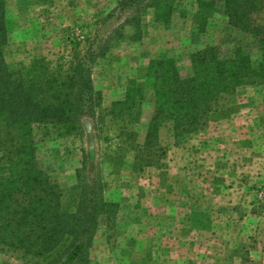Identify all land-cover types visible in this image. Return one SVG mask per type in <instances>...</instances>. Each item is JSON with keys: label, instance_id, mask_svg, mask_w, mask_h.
Instances as JSON below:
<instances>
[{"label": "rangeland", "instance_id": "obj_1", "mask_svg": "<svg viewBox=\"0 0 264 264\" xmlns=\"http://www.w3.org/2000/svg\"><path fill=\"white\" fill-rule=\"evenodd\" d=\"M118 1L7 0L5 58L12 70L40 57L55 64L74 43L84 53L115 30L123 35L92 68L100 104L83 120V134L37 142L38 160L61 188L74 186L85 162L88 181L118 205L113 228L100 226L95 234L89 264H264V86L237 89L205 130L185 142L175 143L170 124L161 127L158 166L135 171L134 149L125 148L142 143L154 114L149 61L175 59L184 73L192 52L216 46L226 54L246 34L227 24L220 4L198 32L193 2H183L168 26L154 23L148 9L142 40L133 42L129 11ZM253 1L250 19L264 25V0ZM250 55L256 65V49ZM129 80L143 87L145 98L139 124L124 132L108 112ZM0 264L21 262L0 253Z\"/></svg>", "mask_w": 264, "mask_h": 264}, {"label": "trees", "instance_id": "obj_2", "mask_svg": "<svg viewBox=\"0 0 264 264\" xmlns=\"http://www.w3.org/2000/svg\"><path fill=\"white\" fill-rule=\"evenodd\" d=\"M183 2H193L198 32H204L220 4L227 24L246 34L247 41L235 40L226 54L216 46L192 52L184 73L175 59L149 61L146 76L151 80L154 114L142 143L125 147L134 149L135 171L158 166L155 152L164 155L158 143L161 127L170 124L175 143L185 142L205 130L210 115L237 89L264 86V25L250 19L257 8L253 0H119L118 6L129 11L125 21L132 29L129 40H142L148 9L154 23L168 26ZM6 10L7 0H0V253L21 264H89L95 234L100 226L113 228L118 205L105 201L88 181L85 162L75 172L74 186L61 188L38 160L37 142L50 135L83 134V120L100 104L92 68L109 52L112 40L123 35L115 30L84 53L74 43L69 57H60L55 64L40 57L26 68L12 70L5 58ZM251 48L258 53L256 65ZM144 98L143 87L129 80L108 116L126 132L139 124Z\"/></svg>", "mask_w": 264, "mask_h": 264}]
</instances>
